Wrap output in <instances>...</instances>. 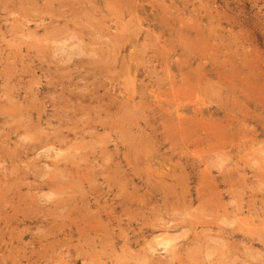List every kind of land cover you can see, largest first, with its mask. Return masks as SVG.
Returning <instances> with one entry per match:
<instances>
[{
	"label": "rangeland",
	"instance_id": "obj_1",
	"mask_svg": "<svg viewBox=\"0 0 264 264\" xmlns=\"http://www.w3.org/2000/svg\"><path fill=\"white\" fill-rule=\"evenodd\" d=\"M0 264H264V0H0Z\"/></svg>",
	"mask_w": 264,
	"mask_h": 264
},
{
	"label": "bare ground",
	"instance_id": "obj_2",
	"mask_svg": "<svg viewBox=\"0 0 264 264\" xmlns=\"http://www.w3.org/2000/svg\"><path fill=\"white\" fill-rule=\"evenodd\" d=\"M76 44V43H75ZM14 76V75H13ZM8 117V116H7ZM11 117V116H10ZM25 122V121H24ZM25 127V126H24ZM42 136H43V134H42ZM37 138V137H36ZM49 138V137H48ZM70 138V137H69ZM39 140V139H38ZM53 140V139H52ZM34 141V140H33ZM58 141V140H57ZM36 142V141H35ZM64 142V141H63ZM48 143V142H47ZM60 143H61V141H60ZM69 150V149H68ZM69 182V181H68ZM55 184V183H54ZM130 211V210H129ZM99 216V215H98ZM128 217V216H127ZM46 220V219H45ZM102 222V221H101ZM166 246H167V243H166Z\"/></svg>",
	"mask_w": 264,
	"mask_h": 264
}]
</instances>
